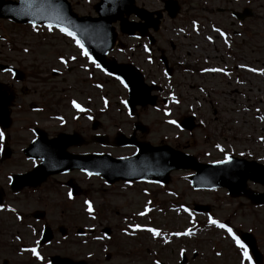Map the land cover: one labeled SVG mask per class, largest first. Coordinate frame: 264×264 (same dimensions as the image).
Instances as JSON below:
<instances>
[{"label":"rangeland","instance_id":"1","mask_svg":"<svg viewBox=\"0 0 264 264\" xmlns=\"http://www.w3.org/2000/svg\"><path fill=\"white\" fill-rule=\"evenodd\" d=\"M68 1L77 14L93 15L92 6L98 0ZM182 1L183 8L188 13L184 18L180 17L179 24L192 26L198 29L197 31L211 35L214 20L224 21L225 16L217 14L218 8L224 7L222 2ZM137 4L155 9L157 3L155 0H137ZM236 6L240 7L241 4ZM249 9L252 14L247 25L251 37L246 54L250 59V66L245 61L247 65L242 67L244 78L241 76L244 81L237 78L235 85L230 84L228 88L217 87L216 95L215 85L221 86L222 82L212 79L205 82L212 94L202 95L201 100L205 102V106H213L217 111V116L207 111L206 107V111L199 112V117L204 116L208 120L206 132L209 137L196 132L186 136L177 126L182 116L187 113L190 115L187 107L192 106L193 110L196 107L190 99L194 100L197 95L200 99L198 91H190L189 86L198 84L191 80L188 83L178 82L177 98L180 97L181 102L168 104L164 109H138V121L148 128L147 133L142 135L143 141L153 145L165 143L177 148L187 146L185 150L194 155L199 150H209L216 154L219 153L217 146L223 143L222 139H216L214 136V131L218 128L223 129L225 134L228 133L234 142V145L231 144L234 154L241 155L248 149L246 156L259 161L264 159V145L260 142V139L264 141V81L258 77L259 67H264V0H250ZM118 41L129 49L142 42L124 35H119ZM174 43L177 41L174 40ZM131 54L130 50L123 52L121 58H131ZM61 59L65 62L61 63ZM0 63L12 65L26 76L23 86L31 91L32 96H37L35 103L46 100L43 105L46 111L43 114L55 116L63 113L51 101L62 98L64 93L70 98H75L77 104L80 103L79 100L87 101L90 104L91 116L95 115L104 123V131L110 138L118 132L125 135L131 133L132 124L136 119H130L127 114L124 105L126 91L116 83L105 82L101 74L85 61L76 43L60 31L0 20ZM143 66L149 65L143 62ZM247 68L255 71L246 73ZM0 81L16 84L8 74L2 72ZM219 90L223 94H220ZM52 91L55 94L51 96ZM81 91L85 92L86 98L79 97L78 92ZM70 113L77 114V111L72 107ZM169 120L176 123L169 124ZM12 121L14 131H19L22 126L20 115L16 114ZM79 122H82V119H79ZM223 122L227 123L226 129ZM78 125L77 122L71 123L75 131L79 129ZM109 152L113 156H125L133 151L116 149ZM11 161L0 168V183L7 184L6 177L10 172L30 168L29 163ZM69 179L78 187L74 196L70 195L69 188L62 186V182ZM109 186L111 187H106L99 178L72 173L66 177L50 179L48 184H43L35 192L27 190L22 195L8 199L21 201L22 207L16 210L21 213L22 208L26 214L33 209L45 210L48 224L57 225L62 222L70 228L72 234H75L77 227L95 228L97 233L101 227H110L112 238L117 237L120 240L117 241V246L109 249L110 260L104 262L101 253V264H178L181 252L186 255L185 264H247L242 250L223 229L210 225L209 217L218 223H228L227 227L231 228L235 235L239 232L251 233L264 264V207L245 204L243 200L228 197L223 192L195 191L189 187L187 174L182 171L172 173L169 183L163 187L145 183ZM85 201L91 204V213L87 211L88 205ZM194 206H206L207 210L195 211ZM185 208L187 212L184 211ZM141 212L145 214L139 215ZM129 215H132L133 223L130 222ZM6 219H9V222L15 220L13 217ZM129 227H132L133 231H130ZM147 228H153L159 235L153 237L146 231ZM185 232H191V235H182ZM4 238L0 242V264L3 260L10 264H28L31 260L28 254L31 242L12 240L13 236L9 233ZM73 239L78 241L79 238ZM23 245H26V248H23ZM90 245L87 248L81 247L79 255L93 254L101 249L100 246ZM74 249L77 250V247L74 246ZM62 251L69 250L64 246Z\"/></svg>","mask_w":264,"mask_h":264},{"label":"flooded vegetation","instance_id":"2","mask_svg":"<svg viewBox=\"0 0 264 264\" xmlns=\"http://www.w3.org/2000/svg\"><path fill=\"white\" fill-rule=\"evenodd\" d=\"M134 1L139 8L151 14L150 22H152V24L143 31L144 36H140L138 31L134 33V36L130 39L142 42L137 43V46H133L131 49L119 43L118 36L120 34L118 33L116 44L108 54L109 61L120 65L132 66L136 70L143 82L147 84V87L151 88L152 91L150 95L156 96V106L152 107V109L156 107H162L164 109L168 104L182 101L180 97L177 98V95H179L176 90L178 82L188 83L191 80L193 82H198L197 85L189 86V88L191 89L190 91H198L200 93V99L198 95L194 100L191 98L190 101H193L196 105L195 109L193 110L192 106L187 107L188 111H190V115L187 113V115L181 117L193 116L196 119L195 124L197 128L192 129V131H180L186 136L196 132L203 133L206 135L205 137H209L206 132L208 120L204 116L199 117V112L201 110H207L217 116V111L213 106H205V102L201 100L203 98L202 95L205 94L210 96V94H212L209 92L205 82L210 79L220 81L222 82L221 86L216 84L215 88H228L230 84L235 85L237 78L244 81V79H242V77L244 78V74L242 73L241 66L243 65L244 67V65H247L245 61L249 64L248 66H250V59L246 54L251 37V32L248 30L247 25V22L251 20L252 14V11L249 9L250 0H232L231 2L229 0H215L223 3L224 7L218 8L217 14L225 16V18L224 21L221 22L218 21V19L214 20V24L211 25L214 28L211 31V35L204 33V31H197L198 29L192 26L189 27L179 24L181 23L179 21L180 17L184 18L188 13L183 8L182 0H155L157 3L155 9L151 7L144 8L137 4V0ZM167 1L176 2V5L166 4ZM239 3L241 6H236V4ZM170 13H173V15H170ZM236 15L242 16V18ZM131 19L135 23H139L135 17ZM157 20L158 23H156ZM220 32L224 33L223 37L220 35ZM174 40L177 41V43H174ZM129 50L132 53L131 58L122 59L121 54ZM83 57L85 61L92 66L93 70L101 74L105 82L116 83L121 86L116 78L108 76L101 68L96 67L97 64H93L88 58L85 56ZM175 57H183V59L177 60ZM143 62L148 63L149 66L144 67ZM211 68H221L224 72H227V75H225L224 72L206 71V69ZM246 73H250V71L246 70ZM19 76L21 78L20 82H16L11 75V81H14L16 84L13 82L9 83V85L8 82L5 83L10 89L12 88L14 95L12 107L10 109L11 119L16 114H19L22 126H20L21 128H19V131H14V123L12 121L8 129L0 127V133H3V139H0V168L5 167L7 162H12L11 160L16 162L20 161V164L29 163L30 168H26L23 171L10 172L6 177L7 184L0 183V242L5 239L4 236L8 233L13 236L12 240L15 239L20 242L23 240V242H25L27 240L31 242V244H29L31 249L36 248L40 259H37L29 252L28 254H30L31 260L28 264H101L99 258L101 257V253L103 261H108L111 258L109 249L117 246V241L120 240L116 236V238H112V229L110 227H101L98 233L95 228L87 227L80 231L75 230V234H72L70 228L64 226L65 224L62 222L57 225L48 224V219L45 217V210L33 209L26 214L22 208L21 213L19 210L16 211L22 207L21 201L16 202L8 199L9 197L13 198L22 195V193L27 190L35 192L40 189L43 184H48V181L55 177H66L72 173H79L78 171H73L67 174L49 175L45 178L44 183L38 186H36L37 184H34V186L24 184L25 186L22 188H20L18 184L13 187L11 186L12 177L15 178V176L29 173L41 163L40 156L46 155L47 151L44 150L42 152L40 150V145L49 144L48 141L56 138L59 134H76L80 138V146L68 149L69 153L77 155L113 156L109 150H116L113 145L117 143V141L114 142L117 137L114 136L110 138L104 131V123L97 119L95 115L91 116L90 104L87 101L79 100L80 107L84 109V111L81 112L73 107L72 102L75 101V98H70L68 94L63 93L65 96L51 101L52 104L55 107L58 106L63 113L56 114L55 116L43 114V112L46 111V108L43 107L46 100H43L41 103H35L37 96H32L31 91L23 86L26 76L23 73ZM258 77L264 81L263 66L259 67ZM161 82L162 84H159ZM215 92L214 95L218 93V88ZM219 92L223 94L220 90ZM78 93L79 97L86 98L84 91ZM54 94L55 92L52 91L51 96ZM210 103L212 105V101ZM72 107L77 111V114L70 113ZM205 107L206 110L204 109ZM148 108L149 107L141 108V110ZM137 111H134L132 115L127 114L130 119H136L137 123H139ZM67 118L69 119L67 120ZM79 119H82V122H79ZM72 122H77L79 124V129L77 131L73 130L71 127ZM222 124L226 129L227 123L223 122ZM143 125L144 124H142V126ZM191 125L193 126V123H191ZM147 130V127H141L139 132L134 134L132 130L129 135H134L137 141L144 142L141 138L143 134L147 133ZM214 136L216 139H222L223 142L221 145H218L217 151L219 153L216 154L211 153L209 150H199L194 155L185 150L187 146H183V148L173 146L172 148L190 154L197 161L202 163H220V161L224 160L225 156L244 160L246 162L255 161L254 158L246 156L248 149L243 151L244 153L241 155L234 154V142L231 141L228 133L225 134L223 129L219 130L216 128ZM260 142L264 145L262 139H260ZM196 147L198 146L196 145ZM126 149H132V151H134L133 148ZM130 155L131 154L113 157L124 158ZM261 163L264 164V159ZM14 169H16V167H14ZM24 180H20L21 183H23ZM114 184L128 185L131 183L116 182ZM62 186L70 190L72 189L73 192H78V187L74 185L70 179L67 180V182H62ZM248 187L252 188L254 191L264 192V186H257L249 182ZM212 192H223L227 195L224 189H218ZM239 199H242V197ZM244 203L249 204L246 199ZM17 216H19L20 219H17ZM129 216L130 222L133 223L132 215ZM6 217H13L15 220L14 222H9L10 220L6 219ZM28 220L30 223H28ZM129 229L133 231L132 227H129ZM44 230L47 231L44 239H48V242L45 243L42 242ZM73 237L76 239L79 238L78 241H75ZM90 244H94L95 247L100 246L101 249L96 250L93 254L88 253L85 256L79 255L81 252L80 248L90 247ZM25 246L26 245H23V248H26ZM64 246L67 247L69 251H62ZM74 246L77 247V250L74 249ZM47 251H50V253ZM83 252H87V250H83ZM1 264L10 263L7 260H3ZM14 264L26 263L14 262Z\"/></svg>","mask_w":264,"mask_h":264},{"label":"water","instance_id":"3","mask_svg":"<svg viewBox=\"0 0 264 264\" xmlns=\"http://www.w3.org/2000/svg\"><path fill=\"white\" fill-rule=\"evenodd\" d=\"M166 4H175L166 2ZM96 17L78 16L72 11L67 0H0V19L9 20L20 25H45L64 27L71 31L79 40L85 52L95 60L107 73L115 76L128 90L126 106L129 111L136 106H153L155 98L150 96L151 88L143 84L141 76L132 66L116 65L106 60V54L111 50L115 40L113 24L118 23L121 33L133 35L137 30L141 35L152 22L151 14L138 9L133 0H99L94 6ZM135 15L143 23L128 22V17ZM173 15V13H170ZM158 23V20L156 21ZM157 25V24H155ZM0 71H10L17 80L19 72L9 66L0 64ZM8 87L0 83V126H10V106L13 93L7 94ZM191 119H185L184 125L188 129ZM137 128V126H136ZM138 129H141L138 127ZM77 135H59L41 144L40 150L47 151L42 161L32 172L16 176L12 187L20 180L29 179L28 184H39L46 176L63 171L79 169L88 174L100 175L108 184L116 181L151 182L167 185L169 175L173 171L190 172L188 181L192 188L199 189H227L230 196L242 195L253 205H264V193L256 194L245 189L247 180L264 185V167L254 162H244L230 159L227 163L200 164L193 157L175 151L168 146L152 147L138 143L133 138L119 135L116 146H135L136 153L128 158L115 159L110 156L72 155L67 148L80 145ZM23 185H19L21 187ZM196 211H205V206H195ZM47 233V232H46ZM241 240L249 248L255 262L260 264L261 257L254 239L249 234H242Z\"/></svg>","mask_w":264,"mask_h":264},{"label":"snow or ice","instance_id":"4","mask_svg":"<svg viewBox=\"0 0 264 264\" xmlns=\"http://www.w3.org/2000/svg\"><path fill=\"white\" fill-rule=\"evenodd\" d=\"M33 27H35V26H33ZM46 27H48L50 30L52 29V25L51 24H48ZM59 31L61 33H63L64 35L70 37L73 41H75L76 46L78 48H80V50H81V54L83 56H85L86 58H88L91 63H93V64L96 63L95 60H92L91 57L88 55V53L83 50V46L80 44L79 40L76 39V36L71 31H68L64 27H61L59 29ZM220 35L223 37L224 36V33L223 32H220ZM25 51H27V49H25ZM64 62L65 61L63 59H61V63H64ZM96 67L97 68H100V65L97 64ZM241 67H243V65ZM247 70L250 71V72L255 71L252 68H248ZM53 71H55V69H53ZM206 71H211V72H224V70L221 69V68H211V69H206ZM224 74L227 75V72H224ZM121 83H123V81H121ZM72 104H73V107L76 108L78 111H81V112L84 111V109L81 108L80 105L77 104L75 101H73ZM166 115H167V113H166ZM168 123L169 124H175L176 122L174 120H169ZM0 139H3V133H0ZM217 147H219V146H217ZM227 162H228V157L227 156H225V158H224L223 161H220V163H227ZM89 175H91V173H89ZM69 198H71V196ZM85 204L88 205L87 211L89 213H91L92 212V206H91V204L88 201H85ZM184 211L187 212L188 210L185 208ZM144 214H145L144 212L139 213V215H144ZM17 219H20V217L17 216ZM208 223L210 225H214L217 228L223 229L228 234V236L231 237L232 241L235 242L236 246L242 250V255L244 257V260L247 261V264H251V260H250V258L248 256L247 249H245L244 245L237 238V236L233 233V231H232L231 228L226 227L222 223H218L216 220L212 219L211 217H209ZM137 227H139V226H137ZM146 231L149 232V233H151V235L153 237H156V236L159 235V233L156 230H154L153 228H147ZM177 235H181V233H177ZM182 235H191V232H185V233H182ZM28 251H30L32 253V255L35 256L37 259H40L39 255L37 254L36 248L28 249ZM218 255H219V253H218Z\"/></svg>","mask_w":264,"mask_h":264}]
</instances>
